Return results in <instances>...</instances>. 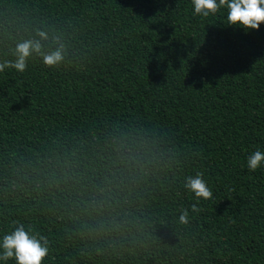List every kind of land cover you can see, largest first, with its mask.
<instances>
[{
    "label": "trees",
    "instance_id": "16d2710c",
    "mask_svg": "<svg viewBox=\"0 0 264 264\" xmlns=\"http://www.w3.org/2000/svg\"><path fill=\"white\" fill-rule=\"evenodd\" d=\"M226 12L0 0V62L41 44L0 72V241L23 224L47 238L42 264H264V164L247 168L264 152V24ZM198 171L210 200L184 188Z\"/></svg>",
    "mask_w": 264,
    "mask_h": 264
},
{
    "label": "clouds",
    "instance_id": "9594fccd",
    "mask_svg": "<svg viewBox=\"0 0 264 264\" xmlns=\"http://www.w3.org/2000/svg\"><path fill=\"white\" fill-rule=\"evenodd\" d=\"M193 5V15L208 17L215 15L221 8H225L228 27L248 30H258L264 24V0H191ZM41 39H47L44 32L38 33ZM33 53H41L39 41L27 40L17 45L14 60H4L0 62V72L7 68L16 70L19 73L26 71L28 58ZM42 55V63L45 67L54 68L63 60V51L57 48ZM264 164V152L256 150L247 158V168L250 172H255ZM186 191L193 193L197 200H210L213 193L204 179L202 172H196L195 176H187L184 183ZM191 211H200L197 205L191 206ZM179 223L189 222V210L182 209ZM49 254L47 238L41 236L37 238L29 235L23 224H18L14 231L5 234L0 241V260L7 261L14 258L16 264H42V261Z\"/></svg>",
    "mask_w": 264,
    "mask_h": 264
}]
</instances>
